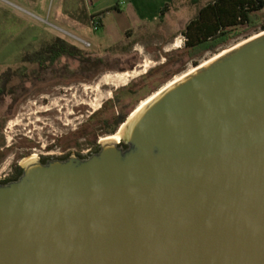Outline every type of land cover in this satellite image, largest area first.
<instances>
[{
	"label": "water",
	"instance_id": "obj_1",
	"mask_svg": "<svg viewBox=\"0 0 264 264\" xmlns=\"http://www.w3.org/2000/svg\"><path fill=\"white\" fill-rule=\"evenodd\" d=\"M194 68L126 147L0 183V264H264V30Z\"/></svg>",
	"mask_w": 264,
	"mask_h": 264
},
{
	"label": "rangeland",
	"instance_id": "obj_2",
	"mask_svg": "<svg viewBox=\"0 0 264 264\" xmlns=\"http://www.w3.org/2000/svg\"><path fill=\"white\" fill-rule=\"evenodd\" d=\"M93 3L97 5L93 7L91 0H0V82L6 84L0 94V179L10 174L11 164L17 161L93 148L83 146L84 139L98 133L101 143L109 136L101 133L100 121L116 114L119 107L113 102L130 85L140 81L150 91L139 101L125 98L124 104L131 103L132 109L126 119L172 80L260 32L241 28L214 51L190 60L181 33L204 2L173 0L164 18L159 17V0ZM102 8L107 9L103 23L94 29L88 14ZM154 15L158 16L153 20ZM33 32L35 41L30 39ZM54 36L103 62L86 64L69 57L49 67L23 62L31 49ZM125 72L132 76L125 77ZM12 76L27 77L21 97L19 87L16 95L6 96L10 86L20 82ZM21 151L27 153L22 159Z\"/></svg>",
	"mask_w": 264,
	"mask_h": 264
},
{
	"label": "trees",
	"instance_id": "obj_3",
	"mask_svg": "<svg viewBox=\"0 0 264 264\" xmlns=\"http://www.w3.org/2000/svg\"><path fill=\"white\" fill-rule=\"evenodd\" d=\"M192 4L204 2L197 10L196 16L191 19L181 33L184 36V48L188 59H193L197 55L214 51L220 45L229 41L239 33L241 28L246 30H264V0H190ZM173 0H169L159 12V17L164 18L170 9ZM90 19H97L99 26L102 25L100 14L90 16ZM36 33H32L30 39L35 41ZM30 52V53H29ZM22 58L23 62L36 63L41 67H49L58 62L62 57H69L80 63L98 64L103 62V58H91L76 45L70 44L60 36H54L44 41L36 49H31ZM181 60L184 56L180 55ZM144 78V77H143ZM141 78V79H143ZM140 82V81H139ZM139 82L126 88L125 93L116 96L114 106L119 107L116 114L104 118L100 121L101 133L113 135L117 128L125 122L132 111L128 104H124L125 98L139 101L146 97L150 91L145 84ZM68 156L54 157L65 159ZM53 158V157H52ZM49 157H42L41 162H45ZM21 172L11 178L0 180L6 183L16 180Z\"/></svg>",
	"mask_w": 264,
	"mask_h": 264
},
{
	"label": "flooded vegetation",
	"instance_id": "obj_4",
	"mask_svg": "<svg viewBox=\"0 0 264 264\" xmlns=\"http://www.w3.org/2000/svg\"><path fill=\"white\" fill-rule=\"evenodd\" d=\"M16 77H19L20 82L18 84H12L10 86L11 88L9 89V92L10 93H8V95H6V96L13 97V95H16L17 94L16 92L18 90V87H19V91H20V95H19L20 97L26 91V88H27V77L26 76H12V78H16ZM3 85H6L5 84V81H4V84H2L0 82V94L3 93V90H4L3 89ZM4 97H5V95H4ZM19 98H17L15 100V102H17L19 100ZM112 136L113 135L108 136L106 139L112 138ZM89 137H90V134H87V139H84L85 141H87V143L84 144L83 146H86V145L91 144L94 147L93 148H88L87 150H82L84 152H80V151L79 152L78 151L77 152H69V151H67V152H63L59 156H47V155L46 156H38L36 154L35 155L40 160H41L42 157H49V158H52L53 157L54 158V157H61V156H69L71 154H75V155H77V156H79L81 158H87L90 155H92L93 153L97 152L99 150V148H100V142L98 141V139H99L100 136L98 135V133L97 134H93L92 135V138H89ZM120 140H121V138H119L116 141L119 142V145H123L124 147H126V145L123 144L122 141L120 142ZM19 154L21 155V159L24 158L27 155V153L26 152H23V151H21ZM20 172H22V163L19 162V161L14 162L10 166V174H8L7 177H5L4 179H8V178L14 177V176L18 175ZM4 179H0V180H4Z\"/></svg>",
	"mask_w": 264,
	"mask_h": 264
},
{
	"label": "bare ground",
	"instance_id": "obj_5",
	"mask_svg": "<svg viewBox=\"0 0 264 264\" xmlns=\"http://www.w3.org/2000/svg\"><path fill=\"white\" fill-rule=\"evenodd\" d=\"M176 45V44H175ZM228 51V50H227ZM227 51H223V52H221V53H219L218 55H215L214 57H212L211 59H209V60H212L213 58H216L217 56H219V55H221V54H224L225 52H227ZM209 60L208 61H205L204 63H202L201 65H199V66H202L203 64H206L207 62H209ZM144 66V65H143ZM193 70H195V68L193 69ZM193 70H191V71H189L188 73H190V72H192ZM130 72V71H129ZM129 72H125L124 73V76L126 77V76H128V77H130V76H132ZM188 73H186V74H188ZM186 74H183L182 76H180V77H178V78H176V79H174V80H172L171 82H169L167 85H165L160 91H158L156 94H154L153 96H151L150 98H148L147 100H145L144 102H142V104L141 105H139V107L137 108V110L129 117V118H131L132 116H134V114L138 111V110H140L143 106H145L152 98H154L157 94H159L160 92H162L163 90H165L167 87H169L170 85H172L174 82H176L177 80H179L180 78H182L183 76H185ZM123 76V75H122ZM125 124H123V125H121L120 126V128H119V130L112 136V138H109L110 140H113L114 142H117L116 140H118L119 138H121V134H122V128H123V126H124Z\"/></svg>",
	"mask_w": 264,
	"mask_h": 264
},
{
	"label": "crops",
	"instance_id": "obj_6",
	"mask_svg": "<svg viewBox=\"0 0 264 264\" xmlns=\"http://www.w3.org/2000/svg\"><path fill=\"white\" fill-rule=\"evenodd\" d=\"M101 0H91V3H92V6L93 7H95L96 5H97V3H93V2H100ZM161 3H160V5H158V6H160L159 8L161 9L166 3H168L169 2V0H159ZM91 5V4H90ZM116 10H119V8H120V6L118 5V4H116L115 5V7H114ZM160 9H159V12H160ZM104 10H107V9H98L97 11H90V13L88 14L89 15V17L90 16H92V15H97V14H100V18H101V22H102V15L104 14ZM132 11V13H133V15L135 16V17H137V14H136V10H131ZM107 12V11H106ZM157 16L158 15H154V17H153V20L154 19H156L157 18ZM103 23V22H102ZM126 31V30H125ZM124 31V32H125Z\"/></svg>",
	"mask_w": 264,
	"mask_h": 264
},
{
	"label": "built area",
	"instance_id": "obj_7",
	"mask_svg": "<svg viewBox=\"0 0 264 264\" xmlns=\"http://www.w3.org/2000/svg\"><path fill=\"white\" fill-rule=\"evenodd\" d=\"M91 23H92L94 29H98V27H99V21H98L97 19H93V20H91ZM82 42H83L85 45H89V43L86 42V41H82Z\"/></svg>",
	"mask_w": 264,
	"mask_h": 264
}]
</instances>
